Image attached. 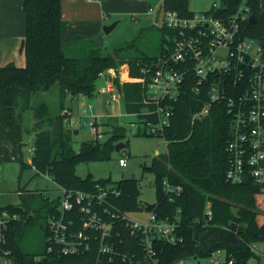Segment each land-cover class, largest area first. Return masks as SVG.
I'll return each instance as SVG.
<instances>
[{
    "label": "trees",
    "instance_id": "trees-1",
    "mask_svg": "<svg viewBox=\"0 0 264 264\" xmlns=\"http://www.w3.org/2000/svg\"><path fill=\"white\" fill-rule=\"evenodd\" d=\"M224 6H238L240 0H221ZM251 12L257 17L256 23L244 22L247 36L263 38L264 13L261 0H247ZM163 8L178 10L183 15H191L187 0H163ZM26 14V34L22 41L25 64L8 63L0 65V122L14 136L17 147L22 150L26 144L25 135L30 132L26 125V112L31 110L35 119L33 154L31 163L22 162L21 171L27 166L37 172L51 175L59 186L67 190L96 192L97 184L115 185L118 194H109L111 213L102 207L97 212L105 220L115 219L116 245L120 253L129 259L142 256L138 239L131 234L124 214L146 209L159 217L176 222L183 242L161 243L159 264H171L183 255L207 257L217 248L225 249L235 256L237 264H249L262 256L254 248L264 242V206L261 199L264 190L251 180L231 183L226 172L230 165L227 152L231 117L226 107L214 104L210 113L193 119L207 100L205 96L194 94L187 88L175 103L172 123L162 137L167 141V152L155 157L152 164L144 165V170L155 174L157 201L143 204L139 200V180L130 176L117 181L110 178H86L76 173L79 161L105 159L111 157L115 145L125 138L126 126L113 125L111 134L104 142L97 138L82 141L79 149L73 145L74 130L68 126L65 114L67 99L83 95L92 98L98 92L97 81L109 69L117 76L115 84L128 113L140 111L144 106V83L141 82L143 67L151 65L165 50L167 28L151 26L162 33L161 53L151 55L141 51L138 55L122 53L131 48L130 43L115 47L113 53L103 54L101 47L92 42L78 45L81 39L64 41L62 37V0H24ZM233 12L229 10V13ZM58 87V111L52 113L46 100L33 103L38 91H49ZM160 136V135H158ZM125 144H128L126 140ZM125 145V146H126ZM171 187H181L180 192H169L164 182ZM43 202L40 209L28 207L27 196L23 204L0 206V257L10 260L9 264H114L98 253V242L93 241L92 250L81 255H64L53 248L48 250L50 217L60 214V196L50 200L41 193ZM211 208L212 219L205 216L206 208ZM33 210L36 212L32 214ZM15 213L18 218L7 219V228L2 229L3 212ZM43 213H46L43 216ZM74 220V229L79 227L82 212L79 205L67 211ZM44 218L45 225L39 243L26 245L25 238L29 226L37 219ZM48 218V219H47ZM72 228V230H73ZM74 231V230H73ZM264 253V251H262ZM124 264H128L124 263Z\"/></svg>",
    "mask_w": 264,
    "mask_h": 264
},
{
    "label": "built area",
    "instance_id": "built-area-1",
    "mask_svg": "<svg viewBox=\"0 0 264 264\" xmlns=\"http://www.w3.org/2000/svg\"><path fill=\"white\" fill-rule=\"evenodd\" d=\"M152 10V9H151ZM229 10L233 11L229 13ZM251 8L247 0L240 4L224 6L214 2L208 11L183 15L178 10L162 8L158 11V24L168 29L164 53L151 65L143 67L141 82L144 83V106L140 111L128 113L131 118L128 127L135 134L163 136L175 114V103L187 88L196 95L207 97L203 106L195 112L193 119L207 116L214 104L226 107L231 117L227 152L230 165L226 172L231 183L251 180L264 190V36H247L244 22L249 21ZM250 22V21H249ZM106 85L102 90L119 95L115 84L117 76L109 69L103 74ZM88 111H91L90 114ZM63 113H72L65 108ZM83 116H91L92 129L98 134L97 115L88 104L79 114L77 123ZM72 123L73 114L66 118ZM101 138V134L97 137ZM98 139V138H97ZM99 140V139H98ZM167 142V141H166ZM33 153L34 148L28 149ZM118 162L127 166L128 156H120ZM35 168V167H34ZM36 169V168H35ZM37 170V169H36ZM169 192H180L181 187H171L164 182ZM96 192L67 190L60 186V214L50 217L48 250L57 249L64 255H81L92 250L93 241L98 242V253L114 264H159L161 243L178 244L183 242L176 222L163 219L154 211L145 222L133 221L126 213L122 216L132 235L140 242L142 256L130 258L120 253L116 245L115 219L119 214L112 213L108 221L98 214V208L111 213L113 205L108 195L118 194L115 185H96ZM79 205L81 222L74 229V220L67 211ZM9 216V217H8ZM205 216L212 219V209L206 208ZM12 218L6 211L2 214L1 227L7 228V219ZM73 228V230H72ZM5 239L4 232L0 236ZM254 250L261 256L263 252ZM171 264H237L236 258L225 249L217 248L207 257L183 255ZM249 264H264L259 259H251Z\"/></svg>",
    "mask_w": 264,
    "mask_h": 264
},
{
    "label": "rangeland",
    "instance_id": "rangeland-1",
    "mask_svg": "<svg viewBox=\"0 0 264 264\" xmlns=\"http://www.w3.org/2000/svg\"><path fill=\"white\" fill-rule=\"evenodd\" d=\"M14 1V0H13ZM158 0H154V5ZM188 7L193 12L208 11L214 2L220 0H187ZM13 5H19L15 1ZM262 12L264 13V0H261ZM7 9V8H6ZM16 13L19 9L14 10ZM8 13V14H7ZM14 13L4 11L1 17L9 25L10 17ZM122 20L110 32H105L102 27L101 39L98 47H101L103 54L113 53L115 47L124 46L135 39V44L129 49H125L122 53L129 55H138L141 51H145L151 55H159L161 53V38L162 33L155 27L134 28L138 23L136 19L129 14L122 15ZM114 16H111L107 22H115ZM118 20V19H117ZM106 22V23H107ZM81 39L78 45H87L93 43L92 38H78ZM22 60H25L24 53L17 52ZM23 60V61H24ZM104 77V75H102ZM103 79V78H102ZM100 83V82H99ZM102 83V82H101ZM106 84V82H105ZM109 92H97L92 98L76 97L73 101L68 98V106L73 104L74 122L68 123L73 130V145L75 149H79L82 141L95 139L97 135L99 141L104 142L111 134L113 125L126 126L124 142L128 140V144L120 151H111V157L105 159H94L90 161H79L76 164V173L86 178L90 175L93 179L110 178L112 181H117L122 178L134 176L139 180L140 195L139 200L143 204H152L157 201L155 174L149 170H144V165L152 164L155 157L163 155L167 152V142L162 136L154 134H135L128 127V121L131 115L127 114L126 108L120 99H110ZM102 101L101 113L97 116L96 123L98 127V134L92 129L90 122L95 121L94 117L83 116L82 120L87 123H77L78 116L81 110L88 104H92L94 114L97 112V101ZM41 100H46L50 104L51 112L54 114L58 111V87L55 86L49 91H38L33 96V103ZM91 111H88L90 114ZM26 124L30 128V132L25 135L26 144L20 150L17 145L14 150V156L11 152L4 151L0 146V206L5 207L9 204H23L24 197L27 196V206L35 209H40L43 202L41 193L47 195L50 200H56L61 195L60 186L47 173L37 172L34 167L27 166L21 171L22 162L31 163L32 152L28 149L33 146V132L34 131V116L31 110L26 112ZM76 130H79L77 133ZM4 154V155H3ZM128 156L127 166H122L118 162L120 156ZM261 204L264 206V197L261 199ZM12 218H18L19 215L7 212ZM32 214L36 215L33 210ZM46 213H43V216ZM128 218L133 221L145 222L150 216V212L146 209L132 211L127 214ZM9 217V216H8ZM48 219V218H47ZM44 220V218H43ZM41 218L29 226L28 234L25 238V244L33 245L39 243L41 234L43 232L44 221ZM260 251H264V242L258 244ZM264 255V253L262 254ZM264 262V256H262ZM10 260L0 257V264H9Z\"/></svg>",
    "mask_w": 264,
    "mask_h": 264
},
{
    "label": "crops",
    "instance_id": "crops-1",
    "mask_svg": "<svg viewBox=\"0 0 264 264\" xmlns=\"http://www.w3.org/2000/svg\"><path fill=\"white\" fill-rule=\"evenodd\" d=\"M14 1L19 5H13ZM14 1L0 0V65H6L8 63L24 65L26 61V59H23V61L21 56L17 54V52L23 53L21 46L26 34V14L23 10L24 0ZM153 1L154 0H62V37L64 41H72L77 38H92L93 44L98 46L101 44L99 41L101 39L102 27L106 24H111V22H107V20H109L111 16H114V19L118 22L117 24H119L122 20L121 16L125 14H129L132 18L136 19L138 24L134 26L135 30L136 28L151 26L160 27V24H158V11L163 8V0H158L155 5ZM16 9H19L18 13L14 11ZM10 10L14 15L10 17L11 22L8 25L1 15L4 11L8 12ZM105 82V77L101 76L97 81L98 91L109 92L111 100L120 99L122 101L120 94L114 97L110 91L102 90L106 85ZM77 97L88 98L83 95ZM102 101L101 99L96 103L98 113L95 114L97 116L102 115ZM67 107H71L74 116L73 104L68 106L67 103ZM32 132L34 134V131ZM76 132L78 133L79 130H76ZM0 146L4 151L8 153L11 152V156H14V150L16 148L14 136L1 124V122Z\"/></svg>",
    "mask_w": 264,
    "mask_h": 264
},
{
    "label": "water",
    "instance_id": "water-1",
    "mask_svg": "<svg viewBox=\"0 0 264 264\" xmlns=\"http://www.w3.org/2000/svg\"><path fill=\"white\" fill-rule=\"evenodd\" d=\"M250 23H256L257 22V17L254 13L251 14L250 18H249ZM117 21L111 23V24H106L103 26L105 32H110L116 25H117ZM125 142L121 141L118 142L115 145V150L120 151L122 148L125 147ZM145 264H150L149 262L145 261Z\"/></svg>",
    "mask_w": 264,
    "mask_h": 264
}]
</instances>
